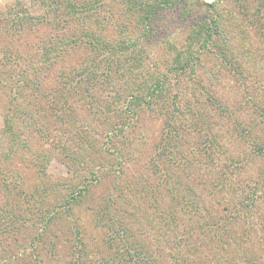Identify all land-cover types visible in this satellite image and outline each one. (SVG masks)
<instances>
[{
	"label": "rangeland",
	"instance_id": "1",
	"mask_svg": "<svg viewBox=\"0 0 264 264\" xmlns=\"http://www.w3.org/2000/svg\"><path fill=\"white\" fill-rule=\"evenodd\" d=\"M54 2L68 8L66 0H0V208L18 218L16 235L0 241V264H119L114 218L157 264H264L261 30L233 0L221 1L220 36L205 49L194 45L199 60L180 71L176 55L209 8L161 9L151 33L117 0L79 19ZM108 6L114 20L105 18ZM10 16L24 28H10ZM64 35L80 44L41 65L42 47ZM181 88L187 110L173 104ZM173 111L185 162L163 168L190 197L187 208L168 193L154 202L137 193L140 183L154 186L159 171L150 164ZM113 191L124 200L100 221ZM166 208L173 222L159 213Z\"/></svg>",
	"mask_w": 264,
	"mask_h": 264
},
{
	"label": "trees",
	"instance_id": "2",
	"mask_svg": "<svg viewBox=\"0 0 264 264\" xmlns=\"http://www.w3.org/2000/svg\"><path fill=\"white\" fill-rule=\"evenodd\" d=\"M44 1V0H43ZM65 1V0H64ZM68 1V8H65L61 5H58V2H54V8L53 10L58 11L59 13L64 15V9H67L70 11L69 18L73 19H79L86 14H94V9L96 7H101L102 4L98 2H101L100 0H80L79 2H76L74 0H66ZM211 2H205L204 0H117L118 4L123 5V9H125L129 14H132L133 16H139L138 23L140 24V27L143 29V31H151V33L154 31L153 27V19L156 12L160 11L161 9L165 8H172L174 6L178 5V8H185V6H190L189 13H191V10H194L195 4H199L201 7H207L210 10L207 12L208 16L206 18H201V23L199 22L198 30H188L189 36L186 37V41L184 44V47L181 51H178L176 55V59L182 60L180 63L181 65L178 66L179 70H185L186 67H192V61L193 59L199 60V55L196 54L191 59V53L190 50H192L193 46L196 44H199L198 49L200 48H207L208 45H211L215 41V36H220V30H219V24L221 22H224V19L222 18L223 15L219 12V3L222 1L227 0H209ZM233 2L236 4V10H238L239 16H241L244 21H247L250 25L254 26V28H257L261 30V35L264 37V0H233ZM62 7L63 11L60 9ZM106 14L108 21H110L113 17V9L112 6H108L106 9ZM62 15V16H63ZM61 17V16H60ZM65 17V16H64ZM9 24H12L10 28H16L18 26V31L24 28L25 21L23 22L22 18L20 16L18 17H8ZM66 19V17H65ZM31 22L33 20L31 19ZM207 22H210L211 24H215L216 26L214 28L207 27ZM18 23V24H15ZM255 24V25H254ZM38 25V24H34ZM147 28H150L148 31ZM73 40L69 39L67 36H63L62 38H58L56 40H52L48 42L47 45L42 47L40 52V58L39 63L41 65L47 64V59L45 57L50 56L51 54L56 55L57 53L65 56V53L69 51V48H71L74 45L80 44L79 37L78 40H76V37H72ZM81 41H85L81 39ZM137 42L133 41L130 43V45H136ZM76 47V46H75ZM129 47V46H128ZM57 52V53H56ZM199 53V52H198ZM201 53V50H200ZM199 53V54H200ZM46 60H42V59ZM183 59L184 62H183ZM191 59V60H190ZM230 63V60H229ZM191 64V65H190ZM39 65V64H38ZM34 68H37L36 65ZM194 73V69L191 70ZM37 73L36 71H33V75ZM27 72L20 71L18 74V83H21V85H24L25 82L28 79ZM77 82V81H76ZM70 81V86H77V83ZM79 83V82H78ZM81 83L78 85L80 86ZM158 87V83H156ZM82 84V88H84ZM164 86L161 84L160 88H158L157 92H159V95L161 94ZM85 89H88L87 87ZM90 90V89H88ZM86 91L85 93H87ZM184 89H179V96L178 100L174 106L177 105V108L180 107L182 110H187L189 107L188 102L184 99ZM87 95V94H86ZM176 108V106H175ZM176 112V110H175ZM175 112L173 111L172 116L170 117V120L168 123H166V126L164 127V135L161 138L162 144L160 146V150L157 154L158 158H154L153 162L150 164V167L152 168H158L157 170L159 173H155L156 180L154 181V186L142 184L137 190V193L141 195L142 197L149 198L151 201L162 199V195L164 193H168L172 196L173 200L175 199V203H179L180 206L183 208H187L189 205L191 206L192 201L189 196L182 193L178 186L177 182H173V178L171 174L167 171V169L163 168V166L166 165H173L175 167H180L185 162V155L183 153V150L181 149L179 143H181L183 134L181 133V121H180V113L178 114V119L175 117ZM10 127L9 129H11ZM173 138H177L178 143L176 144L173 142ZM193 151H196V148L193 147ZM137 183V182H136ZM131 186V184H130ZM136 189V188H135ZM88 191L86 187H84L83 190L79 192V195L82 197L83 192ZM116 191H113V194L107 196V198L103 199V207L100 209L99 213L97 214V218L101 220H109L114 217L113 214H111L110 207H114L118 205V201H123L124 198L120 194H114ZM78 196L75 200L78 201L81 197ZM160 199V201H161ZM70 203V202H69ZM66 204L65 208H67L68 211L72 210V205L76 203H70ZM1 209V208H0ZM0 211V241H2L4 238H7L9 235H13L18 232V218L15 216L14 213H11L12 210L4 211V209H1ZM103 214H101V213ZM159 213L162 214L163 217H166L169 221L173 222L174 214L169 209L166 208L164 210H159ZM113 224L116 226L114 228L116 234L118 233L117 238L111 237L110 241L111 244H115L116 241H121L123 245V249L120 250L117 249L119 254L116 253L114 256L115 259H117L119 264H157V260L150 254L144 243L139 242L137 238L128 232V228L121 223H118L116 218L113 219ZM121 226V227H118ZM192 234V233H191ZM4 237V238H2ZM120 243V242H119ZM1 263V262H0Z\"/></svg>",
	"mask_w": 264,
	"mask_h": 264
}]
</instances>
